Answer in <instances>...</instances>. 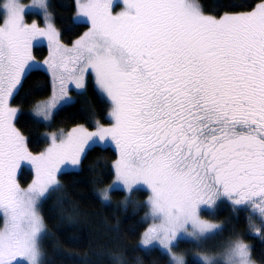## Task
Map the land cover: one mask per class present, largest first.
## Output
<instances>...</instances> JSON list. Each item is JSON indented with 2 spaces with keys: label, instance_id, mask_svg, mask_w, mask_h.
I'll return each instance as SVG.
<instances>
[{
  "label": "snow or ice",
  "instance_id": "6c2138e0",
  "mask_svg": "<svg viewBox=\"0 0 264 264\" xmlns=\"http://www.w3.org/2000/svg\"><path fill=\"white\" fill-rule=\"evenodd\" d=\"M49 0H0V264H42L45 222L38 205L62 185L58 175L80 169L87 151L114 147L115 179L109 191H148L142 249H162L170 264H188L174 248L203 247L222 234L202 218L227 200L264 223V0L249 11L208 15L198 0H76L74 19L89 30L71 47L61 42ZM120 10L117 11L116 8ZM38 9L44 26L25 20ZM47 45L40 64L34 46ZM49 71L51 98L34 116L50 121L74 103L69 85L85 88L94 77L110 104L104 126L83 125L48 134L34 154L16 127L10 104L33 70ZM35 178L26 188L22 168ZM200 264H255L252 249L229 239L219 257L198 253Z\"/></svg>",
  "mask_w": 264,
  "mask_h": 264
},
{
  "label": "trees",
  "instance_id": "16d2710c",
  "mask_svg": "<svg viewBox=\"0 0 264 264\" xmlns=\"http://www.w3.org/2000/svg\"><path fill=\"white\" fill-rule=\"evenodd\" d=\"M205 14L219 16L224 12L249 11L260 0H198ZM49 10L63 43H73L88 28L75 18V0H49ZM35 57L41 59L47 54L45 45L35 46ZM52 92L50 75L43 69L33 70L23 81L22 91L14 94L11 105L20 110L16 124L26 136L29 149L38 153L46 144V131H68L85 125L95 128L96 121L109 124L110 104L98 91L92 79L78 94L74 103L57 111L50 124L34 117L32 110L37 103ZM34 108V109H33ZM117 157L115 149L99 147L87 151L80 169L70 174L59 175L62 187L50 191L40 205L45 222V234L40 248L42 264H170L162 249L151 247L144 250L140 241L147 228V191H135L128 196L123 190L109 193V202H104L99 191L114 179L112 164ZM33 179L30 168L19 173L21 186ZM203 215L222 224L223 232L214 239H207L203 247L182 241L175 251L183 253L188 264H200L196 256L200 252L216 254L236 235L249 244L252 258L264 264V241L250 230L248 209L236 211L228 201L216 209L214 218L209 211ZM250 227V228H249ZM249 228V229H248ZM264 236V225L260 227Z\"/></svg>",
  "mask_w": 264,
  "mask_h": 264
},
{
  "label": "rangeland",
  "instance_id": "374dc122",
  "mask_svg": "<svg viewBox=\"0 0 264 264\" xmlns=\"http://www.w3.org/2000/svg\"><path fill=\"white\" fill-rule=\"evenodd\" d=\"M76 1V0H75ZM21 3L22 4H24L25 5V7L27 8L29 5H31L32 3H33V0H21ZM116 4L117 5H119L120 4V0H116ZM116 10L117 11H119L120 10V8L119 7H117L116 8ZM48 11L50 12V10L48 9ZM51 13V12H50ZM76 14H77V7H76ZM76 14H75V17H76ZM51 18H52V21H53V23L55 24V22H54V20H53V16H52V14H51ZM25 20H26V22L27 23H29V24H31V23H33V22H35L38 26H40V27H43L44 26V19H43V16H42V14L39 12V10L38 9H35V8H31V9H28V11L26 12V15H25ZM77 21H79V20H77ZM80 22V21H79ZM55 27L57 28V26L55 25ZM57 30H58V28H57ZM89 30V25H88V28L84 31V33L85 32H87ZM59 31V30H58ZM83 33V34H84ZM83 34L81 35V36H83ZM81 36H79L77 39H79ZM61 39V38H60ZM76 39V40H77ZM75 40V41H76ZM74 41V42H75ZM61 42H62V40H61ZM73 42V43H74ZM63 43V42H62ZM73 43H71V44H69V43H64V44H66V45H68L69 47H71L72 45H73ZM45 46L47 47V45L45 44ZM34 49H35V46L33 47V49H32V53H33V56L35 57V54H34ZM48 56H49V52H48V48H47V54L43 57V58H41V59H39V58H37V57H35L36 58V60L40 63V64H43V61L44 60H46V59H48ZM41 69H43V68H41ZM43 70H45V69H43ZM46 71V70H45ZM49 75H50V78H51V85H52V92H51V94H50V96L49 97H46L45 99H42L41 101H39L37 104H40V103H43V102H46V101H48L50 98H51V96H52V93H53V80H52V76H51V73L49 72V71H46ZM89 79H92L93 80V82L95 83V80H94V77L91 75V74H89V75H87L86 77H85V81H84V84H85V86H86V84H87V81L89 80ZM69 87V94L72 96V98H73V101L77 98V96H78V94L79 93H81L83 90H76V89H74V87L72 86V85H69L68 86ZM10 104H11V101H10ZM37 106V105H36ZM13 107H15V106H13ZM17 108V107H16ZM18 109V108H17ZM34 109V108H33ZM35 109H36V107H35ZM35 109L34 110H32V112L34 113V111H35ZM57 111H54L53 112V114H52V118H51V120L50 121H47V122H45V123H47V124H50L51 123V121H52V119H53V116H54V114L56 113ZM19 114H20V110L18 109V113H17V118H18V116H19ZM34 117H36V116H34ZM37 119H39V120H41V121H43L42 120V118H40V117H36ZM16 121H17V119H16ZM16 121H15V123H16ZM44 122V121H43ZM110 124V123H109ZM109 124H103L104 126H108ZM80 126V125H79ZM85 128H87L89 131H94L95 130V128H90V127H86L85 125H83ZM16 127H17V124H16ZM77 127V126H76ZM18 128V127H17ZM19 129V128H18ZM71 130V129H70ZM70 130H68V131H70ZM61 131H63L64 133H67L68 131H64V130H55V131H46L45 133H44V138H45V140H46V144H45V146L43 147V149L41 150V151H39L38 153H40V152H42V151H44L49 145H48V134H50V133H53V132H55V133H57L58 135L61 133ZM24 135V134H23ZM25 136V135H24ZM26 137V136H25ZM29 147V146H28ZM111 147V146H110ZM113 149H114V147H112ZM30 150V149H29ZM31 151V150H30ZM34 154H38V153H35V152H33ZM116 159H117V157H116ZM115 159V160H116ZM23 169V168H22ZM32 170V169H31ZM32 172H33V170H32ZM20 173V172H19ZM19 173L17 174V181L19 182V184H20V180H19ZM59 176V175H58ZM35 178V176H34V172H33V179ZM33 179L27 184V186H21V184H20V186L22 187V188H24V189H26L31 183H32V181H33ZM114 179H115V176H114ZM114 179H113V181H114ZM113 181L106 187V188H104V189H108L111 185H112V183H113ZM103 189V190H104ZM103 190H101V191H99V194H100V197H101V192L103 191ZM112 190H110L109 191V193L111 192ZM148 192V191H147ZM150 193L148 192V195H149ZM110 197V196H109ZM102 198V197H101ZM148 199V198H147ZM103 200V199H102ZM104 201V200H103ZM147 201V200H146ZM225 201H227V200H220V201H218V203H217V206L215 207V210L214 211H211V210H209V209H204V210H207V211H209L210 213H209V215L212 217V218H214V215H215V213H216V209L218 208V207H220V206H222V202H225ZM105 202V201H104ZM109 202V201H108ZM42 203V202H41ZM41 203L38 205V211H39V213H40V205H41ZM107 203V202H106ZM203 210V211H204ZM148 211H149V209H148ZM40 215H41V213H40ZM202 218L203 219H205V220H207V221H210V222H212V223H215V224H219V225H221L222 226V224L221 223H218L216 220H213V219H211V218H208V217H206V216H204L203 215V213H202ZM149 220V219H148ZM150 223H151V221L149 220V223H148V225H147V228L149 227V225H150ZM252 223L255 225V228L256 229H260V227L262 226V225H264V223H262L261 221H260V219L258 218V217H256V216H253L252 217ZM147 228L145 229V231L147 230ZM250 228V227H249ZM248 228V229H249ZM144 231V232H145ZM250 231L251 232H254V229H252V228H250V230L248 231V233H250ZM237 237H239L238 235H236V237L235 238H237ZM235 238H233V239H235ZM211 239V238H210ZM209 240V239H208ZM40 242H41V240H40ZM39 242V243H40ZM207 242V241H206ZM205 242V243H206ZM245 242V241H244ZM204 243V244H205ZM246 243V242H245ZM246 244H248V243H246ZM226 245V244H225ZM225 245L221 248V250H219L216 254H214L215 256H217V257H219V255H220V253L222 252V250H223V248L225 247ZM249 245V244H248ZM149 248H150V246H149ZM40 250H41V248H40ZM174 251H175V248H174ZM177 252V251H176ZM178 254H183V253H180V252H177ZM200 253H204V252H200ZM209 255H212V254H209ZM253 259V258H252ZM255 264H259V263H257V262H255Z\"/></svg>",
  "mask_w": 264,
  "mask_h": 264
}]
</instances>
